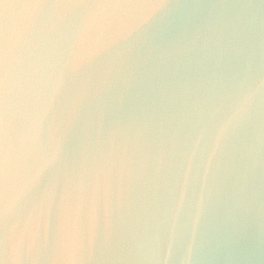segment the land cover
Instances as JSON below:
<instances>
[{"label":"water","instance_id":"water-1","mask_svg":"<svg viewBox=\"0 0 264 264\" xmlns=\"http://www.w3.org/2000/svg\"><path fill=\"white\" fill-rule=\"evenodd\" d=\"M0 264H264V0H0Z\"/></svg>","mask_w":264,"mask_h":264}]
</instances>
